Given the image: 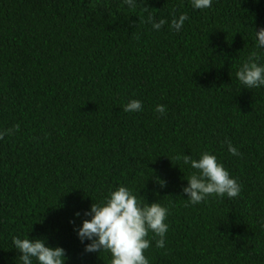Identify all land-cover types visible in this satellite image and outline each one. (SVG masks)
Segmentation results:
<instances>
[{
    "label": "trees",
    "instance_id": "trees-1",
    "mask_svg": "<svg viewBox=\"0 0 264 264\" xmlns=\"http://www.w3.org/2000/svg\"><path fill=\"white\" fill-rule=\"evenodd\" d=\"M149 16L166 23L155 31ZM261 28L264 0H0V132L12 130L0 139V264H20L13 236L63 247L66 264H110L74 227L122 185L168 208L149 264H264V88L236 77ZM131 99L143 110L123 111ZM203 152L237 197L186 200L197 170L184 156Z\"/></svg>",
    "mask_w": 264,
    "mask_h": 264
},
{
    "label": "clouds",
    "instance_id": "clouds-1",
    "mask_svg": "<svg viewBox=\"0 0 264 264\" xmlns=\"http://www.w3.org/2000/svg\"><path fill=\"white\" fill-rule=\"evenodd\" d=\"M129 8L137 6V0H123ZM213 0H191L194 9H208ZM186 14L173 18L170 27L180 31L184 25ZM152 29L159 31L166 21L158 22L151 16L148 18ZM259 51H264V28L254 32V50L242 63L236 72L239 83L247 89L264 88V63H260ZM143 105L140 100L131 99L123 106L125 112H140ZM156 112L164 115L166 107L157 105ZM19 130V125L14 126ZM8 129L0 132V139L9 134ZM227 144L228 152L233 156H239L238 148L234 147L230 140L225 137L223 144ZM185 165H190L197 170L186 180L187 185L182 191L187 195V201L193 205L204 201L208 196H227L235 198L240 192L237 180L230 176L229 171L217 157L209 152L200 154L199 159H192L185 155ZM161 187L165 186L160 181ZM81 213L74 214L79 218ZM83 215L88 217L82 220L78 227H74L77 238L84 245L86 253H100L105 251L110 255V264H149L144 252L151 246V240L147 237L149 232L155 241L157 248L165 247V238L169 225L165 222L168 216V208L158 202L147 203L138 201L133 192L126 186H119L110 190L106 198L99 203H92ZM75 224V220L70 221ZM264 227V220L261 221ZM13 248L19 253L20 264H66V250L63 247L48 246L45 239L12 237Z\"/></svg>",
    "mask_w": 264,
    "mask_h": 264
}]
</instances>
